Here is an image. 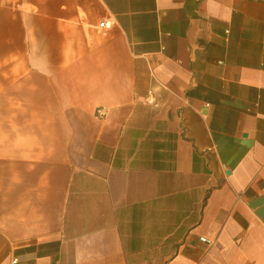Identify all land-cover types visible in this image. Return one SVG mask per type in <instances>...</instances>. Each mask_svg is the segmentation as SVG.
I'll return each instance as SVG.
<instances>
[{
  "label": "crops",
  "instance_id": "1",
  "mask_svg": "<svg viewBox=\"0 0 264 264\" xmlns=\"http://www.w3.org/2000/svg\"><path fill=\"white\" fill-rule=\"evenodd\" d=\"M0 264H264V0H0Z\"/></svg>",
  "mask_w": 264,
  "mask_h": 264
},
{
  "label": "built area",
  "instance_id": "2",
  "mask_svg": "<svg viewBox=\"0 0 264 264\" xmlns=\"http://www.w3.org/2000/svg\"><path fill=\"white\" fill-rule=\"evenodd\" d=\"M110 27V25L107 23V22H105V21H103V22H100L99 24H98V28L99 29H108ZM104 112H103V110L102 109H97L96 111H95V116L97 117V118H102V117H104ZM16 261L14 260L13 261V263H15Z\"/></svg>",
  "mask_w": 264,
  "mask_h": 264
}]
</instances>
